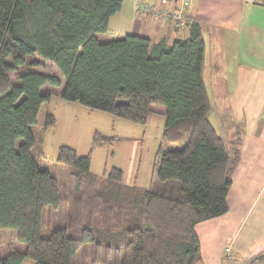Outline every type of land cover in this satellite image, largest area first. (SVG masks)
I'll list each match as a JSON object with an SVG mask.
<instances>
[{
  "label": "trees",
  "instance_id": "trees-1",
  "mask_svg": "<svg viewBox=\"0 0 264 264\" xmlns=\"http://www.w3.org/2000/svg\"><path fill=\"white\" fill-rule=\"evenodd\" d=\"M123 2L0 0V228L26 246L0 264H76L88 243L93 264H204L196 227L229 211L240 134L229 147L209 120L201 26L171 45L141 35L100 40ZM51 65L65 78L60 96L68 103L138 125L153 107L165 108L153 188L123 185L116 168L95 175L91 153L67 146L57 157L70 170L58 169L62 182L41 164L34 127L54 96L46 88L62 87L47 74ZM53 126L48 115L46 128ZM119 142L96 131L92 150ZM47 208L59 226L44 235Z\"/></svg>",
  "mask_w": 264,
  "mask_h": 264
},
{
  "label": "crops",
  "instance_id": "crops-1",
  "mask_svg": "<svg viewBox=\"0 0 264 264\" xmlns=\"http://www.w3.org/2000/svg\"><path fill=\"white\" fill-rule=\"evenodd\" d=\"M138 1L154 5L161 2L124 0L120 12L112 17L107 34L147 35L153 43L166 39L171 45L189 37L191 25L198 23L206 46L203 77L209 99L211 94L218 96L226 107L233 108L234 117H239L234 123L238 124V131L231 128L230 139L223 137V126H215L229 147L234 146L240 134L237 138L241 161L233 177L228 213L196 227L203 263L264 264V0H193L188 8L191 23L182 28L162 26L151 16H137ZM163 6L176 7V1L163 0ZM98 38L105 40L103 34ZM64 86L65 83L62 90ZM44 105V123L39 127L37 122L34 127L39 143L37 156L43 166L67 170L57 163L60 148L71 147L79 156H86L98 131L127 140L117 147L94 150L93 174L108 176L116 168L123 172L125 186H155L154 163L166 124L164 107H153L147 124L138 125L68 103L60 96ZM48 115L55 119V126L50 128H46Z\"/></svg>",
  "mask_w": 264,
  "mask_h": 264
},
{
  "label": "rangeland",
  "instance_id": "rangeland-1",
  "mask_svg": "<svg viewBox=\"0 0 264 264\" xmlns=\"http://www.w3.org/2000/svg\"><path fill=\"white\" fill-rule=\"evenodd\" d=\"M135 13H136V10H135ZM137 16H139V15H137ZM103 35H104V39H105L104 41H112V40L123 38L127 35H135V34H129L128 33L125 36H115V35L113 36V33L109 32L108 34L106 33ZM107 35H109V36H107ZM145 37L148 38L149 36L146 35ZM46 72H47V74L49 73V75L54 73L56 76H58L60 78L61 85L62 86L64 85L65 78L62 77L61 73L59 72V70L54 65H51L49 67V71H46ZM13 76H15V75L13 74ZM205 81H206V75H205ZM206 84H207L208 89H210L209 83H206ZM47 88H48V90L51 89V91H53V94H54L53 98H55V97L57 98V96H60L61 92L63 91L62 87L59 89H55V88H51V87H47ZM210 105H211V112L209 115L210 122L212 123V125L214 126L215 129H216L215 126H218V125L223 126V128H224L223 129L224 130L223 137L228 138V139L232 138V136H231L232 129L231 128H233L235 132L238 131V124H234V123H236V121L238 122L239 117L238 116L234 117L233 108L226 107L225 101L219 99V97L216 95L211 94ZM45 106L46 105L43 106V109L40 112V117H38L39 118V120H38L39 127L44 123L42 118H43V113H45ZM94 135H95V133H94ZM235 137H236V134H235ZM118 138H120V142L114 147L119 146L123 141L127 140L126 137H124V139L121 137H118ZM92 142H93V140H92ZM94 150H96V149H94ZM94 150H92V146H91V151H90L91 155H92ZM90 153H88V154H90ZM45 168H47V166H45ZM49 170L57 177V179L59 181L62 182V180H61V178L63 176L62 170H58V168L49 169ZM69 171H70L69 168L67 170L65 168H63L64 173H69ZM57 226H59L58 214L53 209L47 208V210L44 213L43 234L49 235L52 232V230ZM93 247H94V243L85 244V246H83L81 248V250L77 253L76 258H75V263L76 264H93V262H92L93 256H94ZM25 250H26V246H25V244H23L17 240V234H16L15 230H11V229L3 230L0 228V259L6 257L11 252H14V251L24 252ZM30 262H32V261L27 259L24 262V264H29Z\"/></svg>",
  "mask_w": 264,
  "mask_h": 264
},
{
  "label": "built area",
  "instance_id": "built-area-1",
  "mask_svg": "<svg viewBox=\"0 0 264 264\" xmlns=\"http://www.w3.org/2000/svg\"><path fill=\"white\" fill-rule=\"evenodd\" d=\"M160 1V3L155 5L150 2L138 1L135 8L137 15L151 16L162 26L172 24L182 28L191 23L188 8L193 0H177L176 7L172 8H165L163 6V0ZM227 252H230V250H227Z\"/></svg>",
  "mask_w": 264,
  "mask_h": 264
},
{
  "label": "bare ground",
  "instance_id": "bare-ground-1",
  "mask_svg": "<svg viewBox=\"0 0 264 264\" xmlns=\"http://www.w3.org/2000/svg\"><path fill=\"white\" fill-rule=\"evenodd\" d=\"M231 262H233V261H231Z\"/></svg>",
  "mask_w": 264,
  "mask_h": 264
},
{
  "label": "water",
  "instance_id": "water-1",
  "mask_svg": "<svg viewBox=\"0 0 264 264\" xmlns=\"http://www.w3.org/2000/svg\"><path fill=\"white\" fill-rule=\"evenodd\" d=\"M175 1H177V0H175Z\"/></svg>",
  "mask_w": 264,
  "mask_h": 264
}]
</instances>
